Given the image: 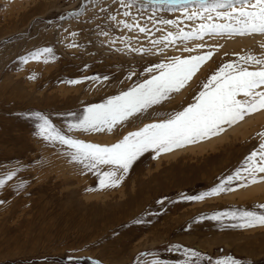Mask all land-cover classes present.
Listing matches in <instances>:
<instances>
[{
    "label": "rangeland",
    "instance_id": "1",
    "mask_svg": "<svg viewBox=\"0 0 264 264\" xmlns=\"http://www.w3.org/2000/svg\"><path fill=\"white\" fill-rule=\"evenodd\" d=\"M84 7H81V5ZM189 11L195 5H188ZM118 0H0V173L20 168L12 181L0 189V264H182L185 250L210 264L231 255L241 264H264V227H233L239 221L206 219L218 212L248 210L264 213V183L207 197L202 201L181 198L205 192L231 175L256 147L264 131V111L218 136L175 148L156 156L151 150L140 156L116 188H99L93 172L84 170L63 153L60 145H47L34 135L40 113L77 139L102 145L115 143L129 131L154 122L155 114L117 127L113 132H67L69 115L82 116L85 107L103 103L149 74L145 67L166 57L195 55L179 49L177 42L163 54L141 55L129 51L120 39H130V47L153 48L150 41L175 31L149 17L183 20L178 27L191 30L199 21L183 18L179 11L148 4L141 12L131 10L142 25L152 29L147 35L129 32L109 19L123 17ZM77 12V16L69 13ZM156 28L162 31H156ZM108 32V36L100 34ZM77 33L75 37L71 33ZM115 40V43L110 41ZM208 45H221L196 73L188 86L174 94L170 102L154 106L160 115L180 111L194 102L200 83L236 54L251 50L264 52V37L204 38ZM77 47H67L70 43ZM194 43L189 42L188 47ZM163 48V44L159 45ZM51 48L43 59L22 63L21 57L37 49ZM123 48V52L116 49ZM227 54V55H226ZM87 66V67H86ZM136 75L127 79L130 73ZM35 74V79H29ZM108 76L103 85L84 77ZM83 80L69 84V80ZM147 115V114H146ZM233 130V131H232ZM219 139L205 151L190 147ZM155 157V158H153ZM103 170H107L104 168ZM24 182V187L13 186ZM89 189H94L89 191ZM163 201V203H158ZM139 221V222H137ZM143 254V255H141ZM210 258V259H209ZM192 257L189 264H195Z\"/></svg>",
    "mask_w": 264,
    "mask_h": 264
},
{
    "label": "snow or ice",
    "instance_id": "2",
    "mask_svg": "<svg viewBox=\"0 0 264 264\" xmlns=\"http://www.w3.org/2000/svg\"><path fill=\"white\" fill-rule=\"evenodd\" d=\"M94 2V0H93ZM116 2V0H113ZM123 9L122 15L131 18L117 21L115 15L109 19L129 32L143 33L147 35L152 31L147 25H142L137 17L131 15V10L141 12L148 4L162 5L169 11H179L184 19L199 21L191 30L185 31L178 27L183 20L161 19L157 21L149 17L153 28L157 23L176 27L175 31H168L166 35L151 40L150 43L156 52L150 48L130 47V39L120 37L129 51L137 54H163L164 49L177 42L184 44L182 52L193 53L197 50L209 49L198 52L195 55H177L166 57L160 63L145 67L143 73L149 74L142 82L135 83L118 95L108 97L103 103L91 104L84 108L82 116L75 113L69 115L74 120L68 121L67 132H113L119 126L132 123L141 117L145 119L155 114L160 116L158 120L144 123L135 131H129L115 143L102 145L90 143L67 135L58 128L52 120L40 113L32 115L38 121L34 135L41 138L47 145H60L66 148L63 154L68 156L69 162H74L82 167V172L87 170L97 175L99 188H116L124 180L134 162L145 152L150 150L159 156L161 153L171 152L175 148H181L187 144L196 143L223 133L227 127L238 124L246 117L260 111H264V52L259 55L251 50L244 54H236L237 59L219 65L215 72L208 76L206 81L200 83V91L194 97V102L180 111L169 112L160 115L154 106H163L170 102L174 94L184 89L201 67L214 56V50L221 45H208L204 38L264 37V0H118ZM188 5H195L189 11ZM81 7H84L82 4ZM77 16V12L69 13ZM156 31H162L156 28ZM100 34L108 36V32ZM75 37L77 33L70 34ZM194 43L188 47L189 42ZM115 43V40L110 41ZM163 44V48L159 45ZM74 42L67 47H77ZM264 49V43L260 44ZM123 52L125 49H116ZM227 55V54H226ZM52 56L51 48L37 49L27 56L21 57V61L27 64L29 60L45 63ZM87 67V66H86ZM135 72L129 74L127 79H132ZM35 79V74L29 77ZM94 84L103 85L109 80L108 76L84 77ZM83 80H69L66 83L79 84ZM147 114V115H146ZM260 137L258 147L252 150L231 175L222 178L218 184L209 190L194 196L181 198L188 201H202L207 197L218 196L225 192L235 191L231 185L237 182V187L246 188L250 185L264 183V131L256 134ZM155 158V157H153ZM107 168V170H103ZM20 168L6 170L0 173V189H3L9 181H12ZM24 187V182L13 186L14 190ZM94 189H89L92 191ZM163 203V201H158ZM264 209V204L259 206ZM211 220L228 218L239 221L233 227L254 228L264 227V213L248 210L218 212L208 217ZM139 222V221H137ZM188 259L182 264H189L192 257H196L195 264H199L203 257L200 253L185 250ZM143 255V254H141ZM210 259V258H209ZM98 264V262H94ZM151 264H162L159 260H153ZM210 264H241V261L231 255L210 260Z\"/></svg>",
    "mask_w": 264,
    "mask_h": 264
},
{
    "label": "bare ground",
    "instance_id": "3",
    "mask_svg": "<svg viewBox=\"0 0 264 264\" xmlns=\"http://www.w3.org/2000/svg\"><path fill=\"white\" fill-rule=\"evenodd\" d=\"M236 126V125H235ZM233 131V130H232ZM219 139L217 140H211V141H208V142H203V143H199V144H196L195 146L193 147H190V149L195 152L194 150H199L201 152L205 151L206 148H212V146L214 145V143H216Z\"/></svg>",
    "mask_w": 264,
    "mask_h": 264
}]
</instances>
